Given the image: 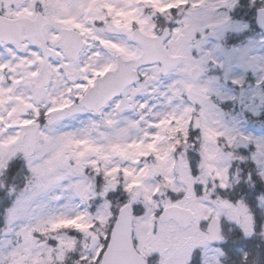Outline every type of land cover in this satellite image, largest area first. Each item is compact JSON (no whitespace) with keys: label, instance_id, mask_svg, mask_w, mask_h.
I'll return each instance as SVG.
<instances>
[{"label":"rangeland","instance_id":"1","mask_svg":"<svg viewBox=\"0 0 264 264\" xmlns=\"http://www.w3.org/2000/svg\"><path fill=\"white\" fill-rule=\"evenodd\" d=\"M242 1L0 0L9 18L42 12L50 45L62 28L85 42L78 61L62 48L50 58L40 103L31 84L41 82V51L24 28L20 46L0 42V176L16 158L18 172L24 168L16 185L0 179V264H98L126 202L148 264H184L195 246L203 264H222L224 250L209 245L203 229L212 217L224 237L237 232L240 243L264 247V34L232 11ZM165 26L164 48L183 56L180 65L165 75L158 64L140 67L142 79L99 114L80 105L95 78L116 67V55L140 56L134 29L155 35ZM193 66L204 70L197 82ZM62 108L64 118L42 124L27 156L21 126ZM171 205L191 209L193 225L160 222ZM91 236L100 237L92 249Z\"/></svg>","mask_w":264,"mask_h":264},{"label":"water","instance_id":"2","mask_svg":"<svg viewBox=\"0 0 264 264\" xmlns=\"http://www.w3.org/2000/svg\"><path fill=\"white\" fill-rule=\"evenodd\" d=\"M258 26L264 32V8L257 10L256 16ZM48 20L38 12L35 20L27 17L8 18L0 15V41L14 43L19 46L21 43V28L25 27L29 39L42 51L44 60L39 71L41 85L32 84V91L35 100L41 101L42 92L48 86L50 71L48 60L56 55L55 50L46 45L42 37V30ZM170 36V29L167 27L158 36H149L134 30L132 40L138 42L142 47V54L136 59L123 60L117 57V68L106 72L102 77L96 79L94 86L90 87L80 103L95 113H99L108 101L121 95L128 86L140 80L137 68L142 65L158 63L161 65L160 73L164 75L169 68L175 67L183 60L181 55L170 56L163 47V42ZM53 47H63L67 57L78 60L79 54L84 47L82 38L76 31L62 29L61 36L53 42ZM203 74L198 66L190 69V78L197 81ZM65 110L61 109L51 114L46 123L51 125L64 117ZM40 123L24 124L22 126V142L26 143V155L32 156L36 149V134ZM240 204V203H239ZM174 219L179 226L186 228L194 221L192 211L178 206H171L164 209L160 221L166 222ZM132 207L130 204L122 206L118 212L114 227L111 231L109 244L104 252L100 264H145L144 258L136 251L132 239ZM221 227L217 218L209 221L207 227V241L209 243L222 242ZM99 241L97 236L90 239V248H93Z\"/></svg>","mask_w":264,"mask_h":264},{"label":"trees","instance_id":"3","mask_svg":"<svg viewBox=\"0 0 264 264\" xmlns=\"http://www.w3.org/2000/svg\"><path fill=\"white\" fill-rule=\"evenodd\" d=\"M257 5H258L257 1H255V3L251 6V11H247L244 7H242V9H243L242 16L246 17L247 15H249V18L251 20H254L252 18V15H254L255 8ZM238 10L235 12V15L238 12ZM244 11H245V13H244ZM238 15H240V13ZM242 16L240 15L238 17H241V19H242ZM253 27H255V24H253ZM245 33L247 34L248 32L245 31L244 34ZM242 35L243 34H241V35L231 34L230 39H232V41L235 42V41L241 40ZM238 152H240V154L242 155L243 154L242 152H244V150L240 148V150ZM19 160H20L19 158H16L14 161H12L9 164L8 168L0 176V179H2L1 181H5L6 186L11 185V184L16 185L18 183V179L21 177V175H19V177L16 176V178H15V175H17L18 173L20 174V172L24 171V168L22 167V170L20 172H18L19 168L21 169V166H20L21 162ZM247 164L251 165V163L249 161H247ZM240 245H241L240 243L237 244V242H234V240H231L230 241V247L229 246L228 247L230 249L232 247L239 249ZM241 249H242L241 252L239 251L240 253H238L236 256H234L235 257L234 260H232L230 258L229 264H264V247L261 249L256 248V252L255 253L252 252L251 254H248V252H250L249 251L250 247H248V246L242 247V245H241Z\"/></svg>","mask_w":264,"mask_h":264},{"label":"flooded vegetation","instance_id":"4","mask_svg":"<svg viewBox=\"0 0 264 264\" xmlns=\"http://www.w3.org/2000/svg\"><path fill=\"white\" fill-rule=\"evenodd\" d=\"M41 121H44V117L41 118ZM190 240H192V238ZM225 244H226V242L224 244L211 245V246L220 247V248H222V250H224ZM225 252L226 251L224 250V253ZM203 253H204V251L200 246L193 247L189 251L188 256L186 258L187 264H203V258H204ZM219 259H220V262H222L223 257H219Z\"/></svg>","mask_w":264,"mask_h":264}]
</instances>
